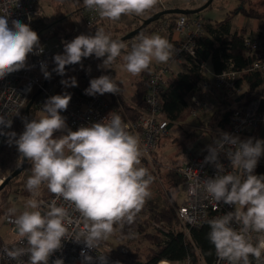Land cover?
I'll return each mask as SVG.
<instances>
[{
	"label": "clouds",
	"instance_id": "clouds-1",
	"mask_svg": "<svg viewBox=\"0 0 264 264\" xmlns=\"http://www.w3.org/2000/svg\"><path fill=\"white\" fill-rule=\"evenodd\" d=\"M83 3L101 17L116 21L122 15H142L158 0H83ZM127 47L103 29L94 35L82 34L64 44L63 54L53 57L54 71L64 76L65 66L81 63L83 58L93 55L104 58L102 67L107 68ZM43 51L38 34L29 24L0 11V79L26 68L29 54L41 55ZM172 57L173 45L166 37L144 35L123 56V67L132 75H139L154 61L167 64ZM41 70L45 79L51 77L46 64L42 63ZM61 84L78 86L75 77L61 80ZM84 92L89 96L117 94L120 87L112 77L102 75L91 79ZM71 99L70 93L48 98L42 110L44 115L26 122L18 138L15 132L3 131L11 128L12 120L0 114V136H7L9 145L14 143L21 158L32 164L26 189L38 197L43 185L56 196L47 205L38 198L27 201L26 210L14 219L16 232L26 240L27 247L5 248L0 260L4 255L12 260L27 255V264H49V257L69 238L96 249L114 232V225L125 221L131 224L151 197L153 178L140 166L142 152L138 136L129 133L128 125L114 111L101 122L72 131L61 115ZM19 108L18 105L14 114H18ZM58 131L66 134L55 136ZM208 153L205 163L214 164L217 174L203 180L197 177L191 191L195 194L197 189H202L217 205L222 202L234 207L233 211L207 221L208 239L215 248L218 264L221 261L251 264L250 257L259 261L264 257V175L254 173L264 156V140H240L222 133L214 146H209ZM221 154L229 160L231 171L219 162ZM60 199L74 205L85 220L84 228L76 236L68 232L69 213L63 205L58 206ZM15 211L10 209L9 214L15 215ZM81 256L86 264H92V256L84 251ZM99 260L106 264L105 256ZM54 264L64 261L56 259Z\"/></svg>",
	"mask_w": 264,
	"mask_h": 264
},
{
	"label": "built area",
	"instance_id": "built-area-1",
	"mask_svg": "<svg viewBox=\"0 0 264 264\" xmlns=\"http://www.w3.org/2000/svg\"><path fill=\"white\" fill-rule=\"evenodd\" d=\"M67 5V10L71 12L73 29L71 31H60L57 26H49L43 33H38L36 27L38 22L46 16L47 3L45 0H0V11H6L11 17H18L25 24H29L38 36L40 45L44 51L41 55L29 54L26 61V68L8 74L5 78L0 79V114L5 115L6 119L12 120L11 128H3L6 133L11 132L16 120L26 109L30 97L34 91L42 89L40 96L35 102V111L38 119L44 115L42 112L46 100L54 95L70 93L72 99L66 111L61 115L66 118V124L72 131L78 130L82 126H91L93 123L101 122L110 112L114 110L105 95L96 96H76L67 91L62 94L57 93V84H52L43 88L45 77L41 70V65H47V71H51L53 57L57 54H63L64 44L72 41L79 35H94L97 30H104L106 18L101 17L96 10L88 9L84 6L79 12L75 13L71 8L70 0H61ZM161 10H166V0H158ZM183 22V23H181ZM143 20L139 21L141 25ZM62 25L65 23H61ZM137 24L136 26H138ZM205 21L202 17H189L181 15L176 19L173 32L179 36L177 41L170 42L173 45V57L167 64H157L156 68L149 75V91L146 102L147 108L142 111L136 123H125L128 125L130 134L139 138L140 150L152 164L160 165L169 170L177 171L184 179L186 184V193L183 205L177 210V217L181 223L186 236L190 235L192 229H201L209 219L222 216L234 210L233 206L223 204L217 205L202 189H197L193 194L191 189L197 183V177L200 180L214 177L217 169L214 164L205 163V157L209 154V146H214V142L222 133H229L232 136L239 137L240 140H264V110L262 108V99L253 100L250 103L236 107L233 110L230 123L225 128H218L215 133L216 137L211 143L206 145L198 153H190L189 159L184 166L171 167L158 161L157 151L161 139L169 133L170 122L165 118L163 112L162 98L166 92L167 75L171 70L173 63L183 65L187 56L197 60L198 40L206 35ZM170 30L168 22H161L156 27V33L166 34ZM246 51L250 59L253 60L250 71L259 73L264 76V41L259 38H248L246 40ZM201 66L204 80L199 84L196 91L190 93L191 116L199 118L202 113L210 109L211 102L218 104H231L236 101L242 94L243 90L238 86L241 72L235 69L231 64L229 68L222 72H215L210 68L208 62L197 61ZM244 101V100H243ZM236 104V103H235ZM20 106L18 114H14L17 106ZM12 110V111H11ZM115 112V111H114ZM64 133L66 131H58ZM7 136H0V169L4 158V145ZM226 170L231 171L230 162L224 154L219 157ZM264 169V156H262L255 169L256 175ZM5 178L0 179V185ZM56 199L55 194L48 198L41 196L40 200L45 205ZM57 204L67 208L69 213L68 232L71 236H76L85 226V220L81 214L75 210L74 205L62 199L57 200ZM16 215L7 214L5 224L11 228V233H17L14 219ZM163 225V224H162ZM239 227V226H235ZM255 233L253 236L255 237ZM83 239V237H80ZM62 248L55 251L49 257V264H54L56 259H63L64 264H86L81 252L93 257L92 264H101L100 256L106 257V264H123L114 258L113 247L105 240H102L96 249H89L83 241L77 242L74 239L62 241ZM26 240L18 237L14 241L4 242L0 247V253L5 248H26ZM28 256L25 255L16 260H12L7 255L3 256L0 264H27ZM251 264H264V257L257 261L250 257ZM159 264H169L162 261ZM213 264H218L217 256ZM219 264H226L221 261Z\"/></svg>",
	"mask_w": 264,
	"mask_h": 264
},
{
	"label": "trees",
	"instance_id": "trees-1",
	"mask_svg": "<svg viewBox=\"0 0 264 264\" xmlns=\"http://www.w3.org/2000/svg\"><path fill=\"white\" fill-rule=\"evenodd\" d=\"M70 5L75 13L79 12L85 6L83 0H70ZM50 8L52 9L51 16L47 14L38 22L36 27L37 32L43 33L51 25L57 26V29L60 31H71L74 26L72 20L65 22L63 25L61 24L66 16H64L63 10H67L64 5L57 3L55 0L54 3H50ZM156 8L161 9V6L158 4L150 9L148 17L162 11ZM174 8L180 7H168V9ZM239 13L250 19L264 21V12L251 5L249 7L243 6L239 11L229 14L225 19L205 26L207 34L198 40L197 60L187 56L184 63V71L167 81L166 92L163 95L162 103L164 116L169 120L170 125L185 123L191 117L189 95L196 91L199 84L204 80L202 68L197 64V61H209L212 64L213 70L217 73L224 71L231 64H234L235 69L241 72L238 86L243 90V94H246V98L241 103L223 104L222 107L215 110L212 114L210 125L218 126L219 128L227 127L230 123L233 110L253 100L262 99V108L264 110V76L250 71L253 60L248 57L245 46L249 35H247L246 30L240 33L234 32L232 28L234 16ZM179 17L180 15L164 16L160 21L152 24L137 37L153 35L156 27L161 22H168L170 24V31L173 32L175 21ZM142 20L144 21V19ZM138 27L140 25L136 26L135 29ZM131 31L117 28L114 35L111 31L107 33H110L113 39H119ZM257 38L264 41V30L258 33ZM87 59L84 58L82 61ZM79 64L65 72L66 75L60 76L57 74L54 77L52 84H57L58 94L69 91L76 96H87L84 90L89 87L90 80L100 76L82 72ZM51 67L52 69L56 67L54 60H52ZM149 75L150 66L141 73L140 78L135 83V91L130 98L124 99L118 94V97L112 96L110 100L108 99L111 108L121 116L124 123H136L142 111L146 110ZM71 77L76 78L78 86L65 87L61 84V80H67ZM36 92L34 91L32 96ZM106 94L104 95L107 97ZM32 119H38L35 106L31 110ZM25 123L24 110L11 130V132L17 134V138L23 133ZM7 141L8 137L5 141L4 152L11 154L17 148L14 143L9 145ZM140 166L146 168L152 176L153 179L150 186L158 183V175L161 171H165V185L167 186V190L161 191L163 198L158 201L148 198L144 207L136 214L131 224L125 221L114 225V232L111 235L115 239L128 246L137 245L132 249H125L119 261L123 264H159L162 261L183 262L189 260L190 264H213L216 259V251L208 239V233L210 231L208 223L206 222L201 229H192L190 235L186 236L177 217V210L184 203L179 201V194L181 191L186 193V184L183 177L175 170H169L160 165L152 164L143 155H141ZM154 168L158 169L157 172ZM4 172L6 174L5 178H7L14 172V169H5ZM260 174H264V169L260 170ZM21 176L22 174L0 192L3 204L8 202L11 195V188L15 185H20L19 181ZM23 193L24 195L30 194L26 186ZM52 194L45 192L43 196L48 198ZM4 214H6L5 211H0V217ZM3 243L4 241L0 239V247Z\"/></svg>",
	"mask_w": 264,
	"mask_h": 264
},
{
	"label": "rangeland",
	"instance_id": "rangeland-1",
	"mask_svg": "<svg viewBox=\"0 0 264 264\" xmlns=\"http://www.w3.org/2000/svg\"><path fill=\"white\" fill-rule=\"evenodd\" d=\"M46 1V15L51 16L52 9L50 8V3H54L55 0H45ZM208 0H166L167 7H177L179 6L181 9H194L203 6ZM57 3H61L64 5L65 9H67L68 4H64L61 0H56ZM158 5V3L156 4ZM155 5V6H156ZM255 6L257 9L264 12V0H215L210 8L205 10L203 13L207 14L208 17L221 20L225 18L228 14L235 13L239 11L243 6ZM157 10H161L160 8H156ZM64 13V21L61 23H65L69 20H72L71 12L68 10H63ZM150 10L146 11L142 15H122L119 20L112 21L106 18L104 22V31L107 33L111 31L114 35L117 28H123L127 30H135L137 24L141 19L149 18ZM238 15V14H235ZM245 22V26L248 29L247 35L249 37L255 39L257 38L255 35L264 29V21H258L255 19L245 18L239 16H235L234 18V29H238L242 23ZM259 24L258 30L254 33V29ZM70 31V30H68ZM128 34V33H127ZM254 34V35H253ZM161 36V35H160ZM163 37V36H162ZM122 38V37H120ZM140 38H135L134 40H130L125 42L128 46L127 49L122 50V54L120 57H117L116 60L109 65L107 68L102 67L103 59H97L94 55L89 57L85 61H81L79 64V68L82 72H88L96 76L108 75L112 77L119 85L120 92L117 94L107 93V98L110 100L112 96H117L120 94L124 99H128L135 91V83L140 78L141 73L139 75H132L131 73L127 72L123 65L125 61L123 60V56L126 55L128 52L131 51L133 45L139 43ZM217 103L214 104L213 109L210 107L208 114H204L201 120L194 121V125L199 126L198 130H194L189 127H182L181 125L174 124L171 127L170 134L168 136H164L160 141L159 151L157 152V157L159 161L166 162L172 166L181 165L184 163L189 155V151L193 153H198L201 151V144L207 143L210 140V134L205 130L201 129V125H206L211 117L212 113L219 109L222 106H216ZM190 121L192 118L189 119ZM193 121V120H192ZM189 122V121H188ZM55 136L64 135V133H57L54 134ZM189 158V157H188ZM23 159L21 158V154L16 150L12 151L11 154L4 152V158L2 167L0 169V179L5 178V169H14V171L21 165ZM157 172L158 169L154 168ZM32 175V164L31 162L28 163L27 168L22 173L20 178V185H15L11 188V195L8 202L2 203L3 200L0 197V211H5L2 217H0V239L4 242L14 241L19 236L17 233H11V228L5 224V216L9 214L10 209H15V215L18 216L24 210H26V203L29 199L38 198L40 200L41 196L45 192L51 193L48 191L46 186H41L39 189V196L33 197V194L30 193L28 195H24V190L27 182V179ZM159 181L154 185L150 186L151 191V199L153 200H160L163 198L161 191H166L167 186L165 185L166 173L165 171H161L158 175ZM44 197V196H43ZM185 192L181 191L179 194V199H184ZM113 247V257L116 259H120L122 257V253L125 249H132L133 247L137 246L132 245L128 246L120 242L119 240L115 239L112 235L108 236L107 239H104ZM140 244V242H139ZM138 244V245H139ZM144 248V247H143Z\"/></svg>",
	"mask_w": 264,
	"mask_h": 264
},
{
	"label": "water",
	"instance_id": "water-1",
	"mask_svg": "<svg viewBox=\"0 0 264 264\" xmlns=\"http://www.w3.org/2000/svg\"><path fill=\"white\" fill-rule=\"evenodd\" d=\"M215 0H208L203 6L196 8V9H181V8H174V9H166L162 10L160 12H157L156 14L152 15L151 17L145 19L140 27L137 29L131 31L127 35L123 36L122 38H119L117 40H120L122 42H128L130 40L135 39L138 35L141 34L145 29L150 27L152 24L158 22L161 20L162 17L168 16V15H183V16H194L201 14L205 10H207L214 2ZM84 59V58H83ZM82 59V60H83ZM79 64V63H78ZM78 64L73 65H67L65 66V72L71 70ZM55 69V68H54ZM52 69L50 71L51 77L49 79H45V82L43 84V88H46L50 85V83L53 81L54 77L57 75V73ZM42 92V89H39L31 98L30 102L28 103L26 109H25V120L26 122L31 121V110L35 105V102L37 98L40 96ZM246 98V94H242L238 99H236L235 103L239 104ZM29 161L24 159L21 163V165L7 178H5L4 182L0 185V192L4 190L14 179L18 178L27 168Z\"/></svg>",
	"mask_w": 264,
	"mask_h": 264
},
{
	"label": "crops",
	"instance_id": "crops-1",
	"mask_svg": "<svg viewBox=\"0 0 264 264\" xmlns=\"http://www.w3.org/2000/svg\"><path fill=\"white\" fill-rule=\"evenodd\" d=\"M212 6V5H211ZM210 6V7H211ZM71 8H72V6H71ZM198 8V7H197ZM194 9H196V8H194ZM229 15V14H228ZM227 15V16H228ZM243 16V17H245V18H248V17H246V16H244L243 14H241V13H239L238 15H235V16ZM202 17L203 19H204V21H205V24L207 25V24H210V23H215V22H217V21H219V20H215V19H212V18H210V17H208V15L207 14H204L203 12L200 14V15H197L196 17ZM226 16V17H227ZM235 16H234V18H235ZM225 17V18H226ZM225 18H223V19H225ZM223 19H221V20H223ZM145 20V19H144ZM259 21V20H258ZM233 23H234V19H233ZM140 25V24H139ZM205 25V26H206ZM141 26V25H140ZM258 26H259V24H257V26L255 27V29H254V33L256 32V29L258 28ZM232 28H233V31L234 32H242L243 30H246L247 32H248V29H247V27L245 26V22L244 23H242L241 25H240V27L238 28V29H234V25L232 24ZM206 29V28H205ZM258 30V29H257ZM264 30V29H263ZM262 30V31H263ZM261 31H259V33H260ZM155 34H158V33H156V31L154 32V34L153 35H155ZM206 34H207V31H206ZM158 35H161V36H163V37H166L168 40H169V42H173V41H177L178 39H179V36L177 35V34H175L174 32H171L170 30H169V32L168 33H164V34H158ZM254 35V34H253ZM250 36V35H249ZM256 37L258 36V34L257 35H255ZM136 38H139V37H136ZM251 38V37H250ZM134 40V39H133ZM184 63H185V61H184ZM157 64H160V63H157V62H153L151 65H150V74H151V72H153L154 70H155V68H156V65ZM208 65L210 66V68L213 70V68H212V64L208 61ZM184 71V64L183 65H178V64H175V63H173L172 65H171V70H170V72H169V74L167 75V80L168 79H171V78H174L176 75H178L179 73H181V72H183ZM133 95V94H132ZM131 95V96H132ZM130 98V97H129ZM216 102L215 101H212L211 102V106L210 107H212V109H213V106H214V104H215ZM217 107L218 106H222L221 104H218V105H216ZM208 111H209V109H208ZM208 111L207 112H204V113H202L201 114V116L199 117V118H193L192 116L190 117V118H192V120L190 121L189 119L185 122V123H175V124H178V125H181L182 127H189V128H192V129H194V130H198L199 129V126H196V125H194V121H198V120H201V118L204 116V114H208ZM213 114V113H212ZM209 119H211L210 121H212V115H211V117H209ZM189 121V122H188ZM210 121H208L207 122V124L204 126V125H201V129H205L209 134H210V140L207 142V143H202L200 146H201V148L203 149L206 145H208L209 143H211L212 142V140L216 137V133H215V131L219 128L218 126H213V125H210ZM174 124H172V125H170V127H169V133L166 135V136H168L169 134H170V131H171V127L173 126ZM161 145V144H160ZM160 145H159V147H160ZM202 149H201V151H202ZM158 151H159V148H158ZM157 151V152H158ZM200 151V152H201ZM200 152H198V154L200 153ZM190 153H193L192 151H189V155H188V157L190 156ZM187 157V159H186V161L184 162V163H182L181 165H176V166H172V165H170V164H168V163H166V162H162V161H159V162H161V163H163L164 165H168V166H171V167H174V168H176V167H181V166H184L186 163H187V161H188V158ZM158 158V157H157ZM184 199H185V197H184ZM184 199H179V201L181 202V203H183L184 202ZM122 255H123V253H122ZM122 258V257H121ZM169 264H190V262H189V260L188 261H183V262H168Z\"/></svg>",
	"mask_w": 264,
	"mask_h": 264
}]
</instances>
